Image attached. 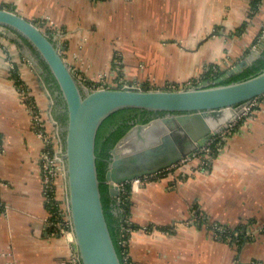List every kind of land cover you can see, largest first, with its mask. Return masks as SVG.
I'll list each match as a JSON object with an SVG mask.
<instances>
[{
  "label": "crops",
  "instance_id": "1",
  "mask_svg": "<svg viewBox=\"0 0 264 264\" xmlns=\"http://www.w3.org/2000/svg\"><path fill=\"white\" fill-rule=\"evenodd\" d=\"M0 7L61 26L62 52L76 74L96 79L110 70L119 84L156 82L149 88L228 71L264 39V0H0ZM25 50L21 38L0 32V264H69L71 236L54 228L45 200L44 144L10 68L17 66L59 138L62 96L43 61L30 53L44 66L40 72ZM258 97L255 114L241 118L243 111L206 168L192 161L132 186V264H264V95ZM63 187L61 178L59 201Z\"/></svg>",
  "mask_w": 264,
  "mask_h": 264
},
{
  "label": "water",
  "instance_id": "2",
  "mask_svg": "<svg viewBox=\"0 0 264 264\" xmlns=\"http://www.w3.org/2000/svg\"><path fill=\"white\" fill-rule=\"evenodd\" d=\"M0 32L21 38L30 49L25 53L40 72L44 66L38 60L47 64L65 102L67 123L64 138L61 135V155L66 174L61 200L71 221L77 264H124L106 218L97 168L96 139L107 117L134 108L166 113L133 124L111 148L105 181L116 199L120 187L112 181L121 184L192 156L239 118L243 109H237L243 102L264 95V70L222 83L262 56L264 39L215 81L179 88L112 84L91 89L82 84L65 59L61 42L51 38L37 21L13 7H0Z\"/></svg>",
  "mask_w": 264,
  "mask_h": 264
},
{
  "label": "trees",
  "instance_id": "3",
  "mask_svg": "<svg viewBox=\"0 0 264 264\" xmlns=\"http://www.w3.org/2000/svg\"><path fill=\"white\" fill-rule=\"evenodd\" d=\"M46 70L49 72L48 74V80L51 82H54V86L58 88L57 81L55 80L54 76L51 74V72L48 69L47 64L43 62ZM264 70V51L262 53V56L256 59L251 65H249L246 69H244L242 72L237 73L233 76H230L223 80L222 83H229L232 81L242 80L249 78L253 75L258 74ZM212 71V70H211ZM12 76L16 79V82L20 86L26 85L24 84L23 80L20 77L19 71L17 69V66L13 68ZM227 72V69H224L220 72H215V74H207L208 76H205V78L209 79L211 78L212 81L217 80L219 77L224 75ZM149 88V87H146ZM32 100H34V97H31ZM61 103L63 102V98H61ZM258 108V107H257ZM128 111H141V120L142 122H147L151 119V116L157 113H164V112H155L150 110H139V109H122L119 110L109 117H107L104 122L101 124L97 139H96V154H97V168L99 173V178L101 180V192H102V199L103 204L105 208V214L106 218L110 227V231L112 233V236L114 238L115 245L117 247V250L119 252L120 257L123 260V240L128 241L130 231L135 228L137 225L132 222L130 219L131 217V211L133 207V194H132V186L131 184H126L122 194H121V203L120 208L122 211L117 212L116 210V199H113L109 193V184L105 181L106 179V171L107 166L109 162V158L111 156V148L114 147V145L117 143V141L126 133V131L133 125L130 123H127L126 120L123 123H119L117 128L111 132V134L107 137L105 141H103V133L106 131V128L110 126L113 123H118V118L121 116H124ZM58 120L62 124L63 128L65 127L67 123V112H65L62 116H58ZM65 131L62 132V138H64ZM221 139V138H220ZM219 142V145L223 143V139L217 140ZM215 146V145H214ZM217 150H215L216 152ZM217 154V153H215ZM193 161H197L196 159ZM48 206V209L50 212L54 214L59 213V201L46 203ZM115 204V205H114ZM55 217V215L51 216V219ZM127 246V245H126Z\"/></svg>",
  "mask_w": 264,
  "mask_h": 264
},
{
  "label": "built area",
  "instance_id": "4",
  "mask_svg": "<svg viewBox=\"0 0 264 264\" xmlns=\"http://www.w3.org/2000/svg\"><path fill=\"white\" fill-rule=\"evenodd\" d=\"M42 29L49 35L52 36L53 39L58 40L61 42L60 37V31L58 29V25L56 22H54L52 19L50 18H45L42 20H39L37 22ZM78 75V74H76ZM78 77V76H77ZM79 80H81L82 84L89 86L91 89H96V88H100V87H108L111 86L112 84L109 83L106 86L104 85H96L95 82H91L88 78H86L84 76V78H80V76L78 77ZM193 81H188L187 84L183 85V87H191L194 85H201L203 83H198L197 81L194 82V84H192ZM123 85H131V86H135V87H142L141 85H135L134 83H123ZM20 93L21 96L23 97V99L28 100L29 101V106L30 108H32V110H35V101L31 99L32 95L30 93V91L28 90V88H25L23 85L20 86ZM260 101H259V97H256L255 99L251 100L247 106L245 105V112L243 113L244 115H247V112H249V109L256 110L258 105H259ZM253 110H251V113H254ZM38 125H40V130L41 132H44V130L42 129V124H40L39 122V118H36ZM238 121V120H237ZM237 121H235L234 123L231 124V126L226 129L227 133L230 132L231 130H233L236 126ZM35 124V123H34ZM226 135V134H225ZM59 138V137H58ZM57 138V139H58ZM212 140V139H211ZM59 142V149L56 150V152H53V148H47V152L44 153L43 156V165H42V169H43V181H44V195H45V200L47 203H51V202H56L59 201V197L57 195V177L58 174H60V177L63 179V177L65 176L66 172L63 169L64 166V161H63V157L61 155L62 151H63V144H62V139L61 137L58 139ZM210 142V141H209ZM208 142V143H209ZM212 142H214V140H212ZM207 143V144H208ZM215 146L212 145V143L206 147L205 152H203L201 149L197 152H195L192 156H188L184 159H182L179 163L174 164L170 167H166L163 168L155 173H151V174H145L139 177H136V180H131V181H127L129 182V184H131V186H135V185H143L153 179H161V178H166L168 176H170L171 174H174L175 172L178 171V169H180L182 166H184V164H187L188 162H192L193 160H198L201 159L202 162L204 163V165L200 166L202 169L206 168L205 165L210 161V159L214 158L216 155L215 153L219 150L220 145L219 142H215L214 143ZM215 150H217L215 152ZM126 183H121L119 185L120 187V192L124 190ZM128 184V183H127ZM119 197V196H118ZM63 201H59V213L58 214H54L55 217H53L51 219L52 224L54 225V227L57 230L62 231L64 234H66V236L69 238L70 237V241L71 243L73 242L74 238H73V232H72V228H71V221L68 217V212H67V208L66 205H64V203H62ZM119 205L121 203V198L118 199L117 202ZM5 206L3 205V203L0 201V209L4 210ZM118 211H122L121 208L118 209ZM51 216H52V212H51ZM233 236H231V238L233 239ZM72 250V263L68 261L69 264H77V253L74 249ZM125 255H123V262L124 264H132L131 260H130V256L128 254L127 249H124L123 252Z\"/></svg>",
  "mask_w": 264,
  "mask_h": 264
},
{
  "label": "rangeland",
  "instance_id": "5",
  "mask_svg": "<svg viewBox=\"0 0 264 264\" xmlns=\"http://www.w3.org/2000/svg\"><path fill=\"white\" fill-rule=\"evenodd\" d=\"M54 21V20H53ZM55 22V21H54ZM58 29H59V31H61V29H62V27L61 26H58ZM116 62V64L118 63V59H114V63ZM115 65V64H114ZM117 65H115V67H116ZM13 68L14 67H11L10 69L11 70H13ZM116 69L118 70V72L120 73L121 71L119 70V67L117 66L116 67ZM116 70V71H117ZM115 71V70H114ZM78 77L80 76V78H84V76L83 75H81V74H78L77 75ZM86 78H88L90 81H94L95 83H96V85H99V84H101V85H104V86H106L107 84H109V83H113V84H119V83H121L120 81H118V82H116L115 81V79L111 76V71L109 70V71H106V72H104V73H102V74H100V75H98V76H96V79H93V78H89V77H87V76H85ZM117 77V76H116ZM200 77L201 76H194V78H190V79H188V80H186V81H184V82H179V83H174V82H167V83H164V84H162V86H160V87H162V88H168V87H178L179 88V86H182V85H185V84H187V82L188 81H193V82H196V81H199V80H202V79H200ZM126 79V78H125ZM124 79V80H125ZM126 81H128L127 79H126ZM133 82V81H132ZM137 81H134L133 83L135 84V85H141L139 82L138 83H136ZM154 83H156V82H152V84H147L148 86H150V87H154V86H156V84H154ZM18 84V83H17ZM147 85H145V84H143V85H141V86H144V87H146ZM19 86V85H18ZM262 97V96H261ZM256 97H254L253 99H255ZM253 99H251V100H253ZM250 100V101H251ZM24 101L28 104L29 103V101L28 100H25L24 99ZM249 101V102H250ZM29 105V104H28ZM30 107V106H29ZM35 110H32V108H30L31 109V111H32V116H33V119H34V125H35V129H36V131H37V133L40 135V137L42 138V141H43V144H44V151H43V154L41 155L42 156V163H43V156H44V153L45 152H47V148L49 147V148H53V151H52V153L53 152H56V150H58L60 147H59V142H58V133H59V130H58V128H57V124H55V122L54 121H52V123L54 124H51V122H50V118H45V115H44V113L43 112H41L39 109H38V107H37V105L35 104ZM258 109V108H257ZM256 109V110H257ZM251 110H253L252 109V106H251V109H249V112H247V115H242V117L241 118H243L244 116H251V115H253V114H255V112H256V110H253V112L254 113H251ZM36 118H39V122H40V124H42V129L44 130V132H41V130H40V125H38V123L36 124V122H37V120H36ZM240 120V119H239ZM227 133V131L226 130H224V131H222L220 134H218V135H216V136H213L211 139L212 140H214V142H212V140L210 139L209 141V143L207 144V146H209L211 143H212V145L214 146V143L217 141V140H221V139H223V137H224V135ZM61 135V134H60ZM221 138V139H220ZM196 163H198V165H199V167L200 166H202V165H204V163L202 162V160L201 159H198L197 161H196ZM209 163H211V162H209ZM43 165V164H42ZM207 165V164H206ZM206 165H205V167H206ZM43 170V169H42ZM59 179H61V177H60V174H58V177H57V181H59ZM127 183H129V182H126V184ZM125 184V185H126ZM122 192L123 191H121L120 192V194H119V197H116V202H118V199L119 198H121V194H122ZM122 200V199H121ZM65 205V204H64ZM116 207V209L118 210V209H120V205L117 203V205L115 206ZM120 212V211H119ZM50 214H51V212H50ZM52 216H53V213H52ZM54 226V225H53ZM55 228V227H54ZM65 233V232H64ZM64 235V234H63ZM66 235V234H65ZM70 243H71V241H69ZM127 245V246H126ZM70 246H71V249H73V247H72V244H70ZM123 246H124V249H127V247H128V241H126V240H123ZM70 249V253H69V255L67 256V261H69V262H71L72 263V257H73V255H72V250ZM124 252V251H123ZM125 255V254H124Z\"/></svg>",
  "mask_w": 264,
  "mask_h": 264
},
{
  "label": "flooded vegetation",
  "instance_id": "6",
  "mask_svg": "<svg viewBox=\"0 0 264 264\" xmlns=\"http://www.w3.org/2000/svg\"><path fill=\"white\" fill-rule=\"evenodd\" d=\"M60 34H62L61 31H60ZM50 37L52 38V36H50ZM59 40H61V39H59ZM61 44H62V42H61ZM207 80H211V78L203 80V81H201L199 83H203L204 81H207ZM113 85H116V84H113ZM117 85H119V84H117ZM181 87H183V86H181ZM63 102H64V100H63ZM61 105H63L64 110H63V112L60 113L61 114L60 116H62L66 112V110H65V102L61 103ZM141 114H142L141 111L140 112L139 111H128L124 116L119 117L118 118V123H113V124H111L110 126H108L106 128V131H104V133H103V141H105L107 139V137L111 134V132L114 131L117 128L119 123H123V122H125V120H126L127 123H130V124H135V123H138V122H142V121H140L141 120ZM164 114H166V113L154 114V115L151 116V119L155 118V117H158V116H162Z\"/></svg>",
  "mask_w": 264,
  "mask_h": 264
},
{
  "label": "bare ground",
  "instance_id": "7",
  "mask_svg": "<svg viewBox=\"0 0 264 264\" xmlns=\"http://www.w3.org/2000/svg\"><path fill=\"white\" fill-rule=\"evenodd\" d=\"M192 84H194V82H192ZM182 86H183V85H182ZM251 99H253V98H251ZM251 99H250V100H251ZM250 100H248V101H246V102H243L242 105L239 106V109H237V110L239 111V110L243 109V111H244L245 109H244L243 104H246V103L249 102ZM241 114H242V113H240V115H241ZM240 115H239V116H240ZM235 121H236V120H235ZM201 150H202L203 152H205L204 149L201 148ZM179 162H180V161H179ZM179 162H178V163H179ZM175 164H177V163H175ZM172 165H174V164H172ZM172 165H170V166H172ZM136 177H137V176H136ZM136 177L132 178L131 180H136V179H137ZM125 183H126V182H125ZM112 184H113V185H120V183H117V182H115V181H112Z\"/></svg>",
  "mask_w": 264,
  "mask_h": 264
}]
</instances>
